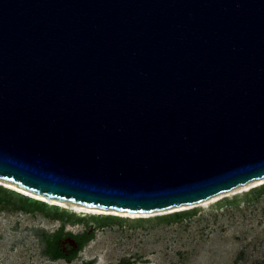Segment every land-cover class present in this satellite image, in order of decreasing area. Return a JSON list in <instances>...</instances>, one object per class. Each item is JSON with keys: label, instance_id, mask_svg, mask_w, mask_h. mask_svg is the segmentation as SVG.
<instances>
[{"label": "water", "instance_id": "obj_1", "mask_svg": "<svg viewBox=\"0 0 264 264\" xmlns=\"http://www.w3.org/2000/svg\"><path fill=\"white\" fill-rule=\"evenodd\" d=\"M264 177V0H0V179L128 213Z\"/></svg>", "mask_w": 264, "mask_h": 264}, {"label": "rangeland", "instance_id": "obj_2", "mask_svg": "<svg viewBox=\"0 0 264 264\" xmlns=\"http://www.w3.org/2000/svg\"><path fill=\"white\" fill-rule=\"evenodd\" d=\"M46 202L0 182V264H264V181L149 215ZM57 235L64 255L90 240L55 261Z\"/></svg>", "mask_w": 264, "mask_h": 264}, {"label": "bare ground", "instance_id": "obj_3", "mask_svg": "<svg viewBox=\"0 0 264 264\" xmlns=\"http://www.w3.org/2000/svg\"><path fill=\"white\" fill-rule=\"evenodd\" d=\"M5 182L9 187H11V189H14V190H17V191H21V192H23L24 194H26V195H30V196H32V197H36L37 199H40V200H43V201H50L51 203H53V204H63V203H66V202H68V201H60V200H51V199H46L45 197H42V196H38L37 194H34V193H32V192H30V191H27V190H24V189H20V188H18V186L17 185H15V184H13V183H11V182H9V181H6V180H3V179H0V182ZM259 181H264V177L263 178H261V179H257V180H253V181H250L249 183H247V184H245V185H242V186H240V187H245V186H248V185H250V184H252V183H255V182H259ZM240 187H236V189L237 188H240ZM235 190V189H234ZM16 193V192H15ZM224 193H226V192H221V193H219V194H217V195H215V196H213V197H211V198H209V199H207V200H210V199H213V198H215V197H217V196H220V195H222V194H224ZM17 194H19V193H17ZM23 196V195H22ZM31 199V198H30ZM32 200H34V201H37V200H35V199H32ZM38 202H41V201H38ZM43 203V202H42ZM73 205H75V206H77V207H83V208H85V209H90V208H92V209H97V210H103V211H112V212H115V213H125L126 215H129V216H138V215H149L150 213H128V212H126V211H117V210H114V209H98V208H93V207H85V206H83V205H79V204H74L73 203ZM192 205H194V204H191V205H181V206H179V207H172V208H169V209H166V210H163V211H168V210H171V209H179V208H183V207H186V206H192ZM156 212H158V211H156ZM156 212H154V213H156ZM153 213V212H152Z\"/></svg>", "mask_w": 264, "mask_h": 264}, {"label": "trees", "instance_id": "obj_4", "mask_svg": "<svg viewBox=\"0 0 264 264\" xmlns=\"http://www.w3.org/2000/svg\"><path fill=\"white\" fill-rule=\"evenodd\" d=\"M60 236L61 235L55 236L54 240L52 242H50L48 245V249L46 252L49 255V257L51 258V260L56 261L59 259H66V258L74 259L76 257V255L83 249V246L90 240L89 236H87L86 240H83V241L75 238L77 240V246H76L75 250L72 253H70L69 255H64L63 251L59 247V239L61 238Z\"/></svg>", "mask_w": 264, "mask_h": 264}, {"label": "clouds", "instance_id": "obj_5", "mask_svg": "<svg viewBox=\"0 0 264 264\" xmlns=\"http://www.w3.org/2000/svg\"><path fill=\"white\" fill-rule=\"evenodd\" d=\"M7 189H9V188H7ZM11 190L14 191V192H16V193H19L20 195H23V196H25V197H27V198L35 199V200H37V201H41V202H43V203H45V204H48L46 201H43V200L37 199L36 197H31L30 195H26V194L22 193L21 191H17V190H14V189H11ZM53 206H57V207H59V205H53Z\"/></svg>", "mask_w": 264, "mask_h": 264}]
</instances>
